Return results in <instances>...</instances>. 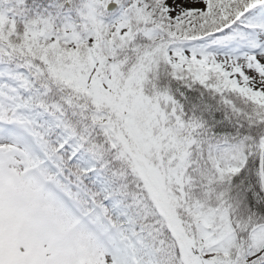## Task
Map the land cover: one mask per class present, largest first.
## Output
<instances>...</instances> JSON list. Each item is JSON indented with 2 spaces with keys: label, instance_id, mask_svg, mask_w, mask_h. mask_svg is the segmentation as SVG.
Segmentation results:
<instances>
[{
  "label": "snow or ice",
  "instance_id": "obj_1",
  "mask_svg": "<svg viewBox=\"0 0 264 264\" xmlns=\"http://www.w3.org/2000/svg\"><path fill=\"white\" fill-rule=\"evenodd\" d=\"M0 264H264V0H0Z\"/></svg>",
  "mask_w": 264,
  "mask_h": 264
}]
</instances>
